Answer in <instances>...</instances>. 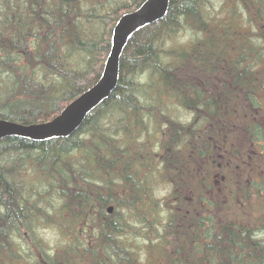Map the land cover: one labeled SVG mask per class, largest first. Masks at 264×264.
Returning <instances> with one entry per match:
<instances>
[{
	"label": "trees",
	"instance_id": "trees-1",
	"mask_svg": "<svg viewBox=\"0 0 264 264\" xmlns=\"http://www.w3.org/2000/svg\"><path fill=\"white\" fill-rule=\"evenodd\" d=\"M144 1L0 0V118L56 116ZM262 113L264 0H170L71 135L0 139V264H264Z\"/></svg>",
	"mask_w": 264,
	"mask_h": 264
},
{
	"label": "water",
	"instance_id": "water-1",
	"mask_svg": "<svg viewBox=\"0 0 264 264\" xmlns=\"http://www.w3.org/2000/svg\"><path fill=\"white\" fill-rule=\"evenodd\" d=\"M169 1L145 0L137 9L121 15L113 27L110 52L99 79L48 121L21 124L0 118V139L20 136L32 140H45L71 135L88 112L107 99L116 87L120 55L129 36L138 28L163 18ZM108 211H111V208H108Z\"/></svg>",
	"mask_w": 264,
	"mask_h": 264
},
{
	"label": "rangeland",
	"instance_id": "rangeland-1",
	"mask_svg": "<svg viewBox=\"0 0 264 264\" xmlns=\"http://www.w3.org/2000/svg\"><path fill=\"white\" fill-rule=\"evenodd\" d=\"M182 39L184 40L185 37L182 36ZM264 115V113H262ZM263 119V125H264V116H262ZM168 192V187L163 185L158 188V194L159 195H166ZM42 227L39 229L40 235L47 241L49 246L55 247L57 245H60L63 242V232L56 224H42ZM144 246V245H143ZM140 250V249H139ZM152 260L157 261L158 256L155 253L151 254Z\"/></svg>",
	"mask_w": 264,
	"mask_h": 264
},
{
	"label": "bare ground",
	"instance_id": "bare-ground-1",
	"mask_svg": "<svg viewBox=\"0 0 264 264\" xmlns=\"http://www.w3.org/2000/svg\"><path fill=\"white\" fill-rule=\"evenodd\" d=\"M108 208H111V206H109ZM110 212V211H109ZM111 233V232H110ZM25 243V242H24Z\"/></svg>",
	"mask_w": 264,
	"mask_h": 264
}]
</instances>
